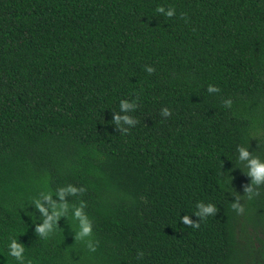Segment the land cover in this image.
Listing matches in <instances>:
<instances>
[{
  "label": "trees",
  "instance_id": "1",
  "mask_svg": "<svg viewBox=\"0 0 264 264\" xmlns=\"http://www.w3.org/2000/svg\"><path fill=\"white\" fill-rule=\"evenodd\" d=\"M256 168L264 0H0V264H264Z\"/></svg>",
  "mask_w": 264,
  "mask_h": 264
},
{
  "label": "clouds",
  "instance_id": "2",
  "mask_svg": "<svg viewBox=\"0 0 264 264\" xmlns=\"http://www.w3.org/2000/svg\"><path fill=\"white\" fill-rule=\"evenodd\" d=\"M156 11L162 13V12L164 11V9H163L162 7L157 6ZM175 14H176L175 7L170 6V7H169V11H168L165 15H166L168 18H171V17L175 16ZM181 15H182V17H183L184 14H181ZM150 71H151V70H150ZM208 91H209V92H219V88H217V87H215V86H213V85H209V87H208ZM224 104H225V107H231V100H226V101H224ZM120 107H121L122 109H125V110H126V109L129 107V105H128L126 102L121 101V103H120ZM164 115H169V113H168L167 111H165ZM123 119H124V121H125L126 123H129V124L132 123V121H131L128 117H124ZM117 122H119V118H117ZM241 155H242V156H246L247 153L244 152V153H242ZM253 163H255V162H253ZM261 172H264V168H256L255 171H254V174L257 176V178H259V175H260ZM198 206H202V205H198ZM232 208L235 209V208H237V206H236V205H232ZM214 211H215V209H214L212 206H209L208 208L204 209V212H207V213H213ZM196 215L199 216V215H201V213L197 212ZM183 223H184L185 225H189L190 227H193V228H199V226H200L199 224H192V222L188 219L187 216L184 217V219H183ZM40 231H43V229H41ZM12 248H13V252L11 253V256H14V257L19 258L22 249L19 248V247H18L17 245H15V244L12 245Z\"/></svg>",
  "mask_w": 264,
  "mask_h": 264
}]
</instances>
